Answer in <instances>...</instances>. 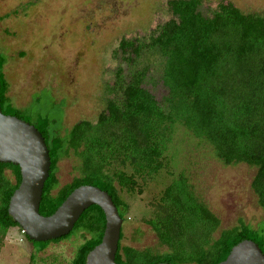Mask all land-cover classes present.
Masks as SVG:
<instances>
[{
    "label": "trees",
    "instance_id": "1",
    "mask_svg": "<svg viewBox=\"0 0 264 264\" xmlns=\"http://www.w3.org/2000/svg\"><path fill=\"white\" fill-rule=\"evenodd\" d=\"M170 18L145 36L124 37L114 50L118 62L113 81L106 85V104L95 121L82 119L61 133L63 103L50 95L36 98L34 121L8 95L4 73L7 57L0 49V104L3 113L34 124L45 137L51 167L40 213L56 211L81 185L107 191L123 220L129 210L121 190H134L138 179L150 180L165 167L175 127L183 125L208 143L226 165L256 167L252 189L264 209V14L245 12L232 2L213 10L203 0H168ZM166 89L158 100L149 86ZM78 159L77 175L59 187V162ZM11 169L12 176L7 174ZM21 182L20 167L0 163V254L12 228H22L9 214V202ZM56 190V192H54ZM144 221L153 229L164 252L123 246V229L116 254L119 264H217L233 246L250 239L264 252V227L242 223L220 230L219 217L196 194L182 172L153 204ZM106 224L99 205H91L70 234L34 241L31 262L51 243L82 231L71 264H86L88 253L101 242ZM220 230V231H219ZM219 231L218 236L216 233Z\"/></svg>",
    "mask_w": 264,
    "mask_h": 264
},
{
    "label": "rangeland",
    "instance_id": "2",
    "mask_svg": "<svg viewBox=\"0 0 264 264\" xmlns=\"http://www.w3.org/2000/svg\"><path fill=\"white\" fill-rule=\"evenodd\" d=\"M167 1L0 0V49L7 57L4 73L12 103L26 109L25 118L34 121L38 115V110L32 109L34 101L51 94L55 102L64 104L62 134L82 119L95 121L105 107L106 85L112 83L118 64L114 50L122 38L148 35L168 20ZM222 1L245 12L264 14V0H203L206 10H214ZM149 88L158 100L166 94L161 83ZM77 164L74 155L59 162V187L77 175ZM256 171L246 163L224 164L208 143L177 125L165 167L150 180L138 179L134 190H121L129 206L122 225V245L155 253L167 250L144 220L153 216V204L182 172L219 217L220 230L242 223L264 227V209L251 186ZM7 174L12 176L11 169ZM88 236L80 231L51 243L35 254L34 264H71ZM32 253H36L34 246L19 228H12L0 264H32Z\"/></svg>",
    "mask_w": 264,
    "mask_h": 264
},
{
    "label": "water",
    "instance_id": "3",
    "mask_svg": "<svg viewBox=\"0 0 264 264\" xmlns=\"http://www.w3.org/2000/svg\"><path fill=\"white\" fill-rule=\"evenodd\" d=\"M0 163L20 167L21 182L11 196L8 212L29 239L40 242L70 234L83 212L96 204L104 211L106 224L102 240L88 253L86 264H119L116 254L123 218L111 195L97 186L81 185L54 213L42 215L39 209L51 167L48 145L34 124L3 113L1 104ZM217 264H264V252L257 242L245 239L233 246L226 259Z\"/></svg>",
    "mask_w": 264,
    "mask_h": 264
},
{
    "label": "built area",
    "instance_id": "4",
    "mask_svg": "<svg viewBox=\"0 0 264 264\" xmlns=\"http://www.w3.org/2000/svg\"><path fill=\"white\" fill-rule=\"evenodd\" d=\"M21 233H22V234H25V231L22 229V230H21Z\"/></svg>",
    "mask_w": 264,
    "mask_h": 264
}]
</instances>
